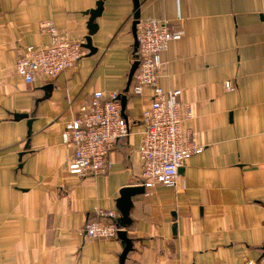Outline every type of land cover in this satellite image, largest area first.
Segmentation results:
<instances>
[{"label": "crops", "instance_id": "crops-1", "mask_svg": "<svg viewBox=\"0 0 264 264\" xmlns=\"http://www.w3.org/2000/svg\"><path fill=\"white\" fill-rule=\"evenodd\" d=\"M99 1L0 0V264H119L117 235L89 237L84 225L104 210L118 226L120 191L140 185L136 121L152 92L133 95L132 79L126 91L135 0H103L95 52L83 48L57 76L26 84L14 68L26 46L50 43L49 26L83 44ZM138 3V20L182 32L162 54L158 83L180 89L185 127L203 150L175 186L131 198L130 223L118 226L132 241L124 264H264V0ZM98 90L126 96L130 134L110 151L106 174L78 177L66 170L72 148L61 132Z\"/></svg>", "mask_w": 264, "mask_h": 264}, {"label": "built area", "instance_id": "built-area-1", "mask_svg": "<svg viewBox=\"0 0 264 264\" xmlns=\"http://www.w3.org/2000/svg\"><path fill=\"white\" fill-rule=\"evenodd\" d=\"M48 31L51 37L48 45H28L15 61V72L26 84H31L38 76L53 78L84 55L81 42L69 40L53 26H49ZM181 35L182 32L166 20L148 19L136 23L137 49L132 56L138 65L130 92L137 96L143 95L146 88L152 92L149 104L136 121L141 128L137 148L140 185L145 189L157 184L175 186L185 160L203 150L185 127L191 112L179 101L180 89L165 90L158 83L164 66L162 54L169 42L180 39ZM224 86L227 90L233 89L229 81ZM119 96L115 91H94L77 115L65 123L61 141L72 148L66 165L70 174L78 177L106 174L110 151L130 134V123L122 113ZM97 213L99 219L85 223V234L102 239L116 237L119 228L115 213L104 210Z\"/></svg>", "mask_w": 264, "mask_h": 264}, {"label": "water", "instance_id": "water-1", "mask_svg": "<svg viewBox=\"0 0 264 264\" xmlns=\"http://www.w3.org/2000/svg\"><path fill=\"white\" fill-rule=\"evenodd\" d=\"M103 0L99 1L97 4V8L91 11V17H90V23H89V29L90 33L89 36L85 38V42L82 44L83 48H86L90 51V53L95 52V48L91 46L90 43V35L95 32L97 26L96 24L93 23V20L100 14L101 9H102V2ZM138 0H135V12H134V21L132 23V32L134 36V44H133V52L136 51L137 49V41H136V23L139 21V12H138ZM138 62L137 60H134L131 68L128 73V81H127V86H126V91L129 87V84L131 82L132 76L137 68ZM52 86H47L46 88L51 89ZM120 103H121V109L122 113L124 115V109L126 105V96L124 94L119 96ZM26 114H15L14 117L16 119L24 118L26 117ZM125 116V115H124ZM30 120H28V127L30 133ZM144 193V187L142 185L139 186H128L125 188H122L120 191V197L117 201V207L120 211V217L118 218L119 224L118 226L125 227L130 223V218H129V210L130 207L132 206V200L131 198L134 195L137 194H142ZM117 237L122 241L123 249L121 254L119 255V264H124L126 256L128 252L132 249V241L127 237L126 230H118L117 231Z\"/></svg>", "mask_w": 264, "mask_h": 264}, {"label": "trees", "instance_id": "trees-1", "mask_svg": "<svg viewBox=\"0 0 264 264\" xmlns=\"http://www.w3.org/2000/svg\"><path fill=\"white\" fill-rule=\"evenodd\" d=\"M132 81H133V78H132ZM131 84H132V82H131Z\"/></svg>", "mask_w": 264, "mask_h": 264}]
</instances>
